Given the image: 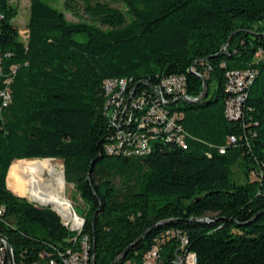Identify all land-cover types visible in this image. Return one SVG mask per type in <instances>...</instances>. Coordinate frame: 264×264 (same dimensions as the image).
I'll list each match as a JSON object with an SVG mask.
<instances>
[{
    "label": "trees",
    "instance_id": "trees-1",
    "mask_svg": "<svg viewBox=\"0 0 264 264\" xmlns=\"http://www.w3.org/2000/svg\"><path fill=\"white\" fill-rule=\"evenodd\" d=\"M64 9L78 21L31 0L22 39L18 9L0 0V233L15 264H64L85 239L95 264L129 247L115 264H144L154 248L156 264L190 252L198 264H264V0H65ZM233 71L254 73L237 119L227 114ZM169 76L186 81L163 105L181 116L183 142L139 127ZM114 79L128 81L119 105L105 89ZM139 96L141 109L129 104ZM140 134L150 149L130 154ZM54 159L82 201L80 232L18 196Z\"/></svg>",
    "mask_w": 264,
    "mask_h": 264
},
{
    "label": "built area",
    "instance_id": "built-area-1",
    "mask_svg": "<svg viewBox=\"0 0 264 264\" xmlns=\"http://www.w3.org/2000/svg\"><path fill=\"white\" fill-rule=\"evenodd\" d=\"M229 90L234 94L228 102L227 114L232 119H237L242 116L243 113V92L246 87L252 84L254 79V73L251 71H233L229 73ZM186 81L183 76H169L165 77L161 84L154 88L157 95V102L148 106L147 113L144 118L139 120V127L156 130L157 127H163L167 131H175L179 137L178 140L183 142V135H181L182 125L178 122L181 118L178 114H170L168 110L164 108V104H167L166 94H173L179 96L185 94ZM128 81L126 79H114L105 82V89L107 95H113L109 104L119 105L120 100L124 99V91H126ZM129 104L134 107H143L146 104L145 96H139L135 99H130ZM154 123V124H153ZM126 132V131H125ZM124 131L118 133L119 137L125 135ZM175 133H173L175 135ZM232 141H236L233 137ZM150 149L149 141L142 134L138 135L136 148L132 153L141 155L148 152ZM224 152V149L221 150ZM33 200V199H32ZM36 203L37 201L34 200ZM81 231V230H80ZM79 231V232H80ZM186 242V240H184ZM64 264H92V254L90 245L87 239L82 242V246L78 250H68L66 255L61 254ZM158 259V250L152 249L145 255L144 264H156ZM54 264V261H51ZM0 264H9L8 252L5 242L0 239ZM175 264H198V256L195 253H186L182 257L175 261Z\"/></svg>",
    "mask_w": 264,
    "mask_h": 264
},
{
    "label": "bare ground",
    "instance_id": "bare-ground-1",
    "mask_svg": "<svg viewBox=\"0 0 264 264\" xmlns=\"http://www.w3.org/2000/svg\"><path fill=\"white\" fill-rule=\"evenodd\" d=\"M66 185L64 171L61 168H56L50 176L36 178L29 185V193L33 200L58 210L64 218L69 220L72 227L77 229L81 226L82 219L79 218L71 200L65 194Z\"/></svg>",
    "mask_w": 264,
    "mask_h": 264
},
{
    "label": "rangeland",
    "instance_id": "rangeland-1",
    "mask_svg": "<svg viewBox=\"0 0 264 264\" xmlns=\"http://www.w3.org/2000/svg\"><path fill=\"white\" fill-rule=\"evenodd\" d=\"M10 1L18 9V15L14 19L13 23L18 27V29H19V31L21 33L22 39H26L27 34H28V22H29V17H30L31 0H10ZM46 1L52 3L55 7L59 8L60 10H63L66 13V16H67L68 20L73 21V22L78 21V19L75 16H73L69 11L64 9V1L65 0H46ZM115 6L122 7L121 4H115ZM42 166H43V172L38 177H41V176H45V177L47 176L48 177V176L51 175L52 171L54 169H56V168H61L63 170V163H62L61 160H58V159H54V161L43 160L42 161ZM251 177L252 178H256L257 177L256 170L253 169ZM26 183H27V179H26ZM65 194L71 200L74 210H75V207H76L77 203L78 204H82L80 196L75 193V189H74L73 185H71V184H67L66 185ZM16 195H18V194H16ZM26 195L27 196H21V195H18V196L25 197V198H27L30 201L32 200V197H31V195L29 193L28 184H26ZM33 203L37 204L38 206H43L40 203H36V202H33ZM44 207H47V206H44ZM56 211L59 212L58 210H56ZM75 212H76V210H75ZM59 214H60V212H59ZM212 215L213 214H208L209 217L212 216ZM78 216L83 221V218L80 215H78ZM60 217L62 218V221H63V223L65 225L69 226L70 229L73 228L72 224L69 222V220L67 218H64L61 214H60ZM82 224H83V222L81 223V226L79 228H77V229L73 228L74 231L82 230Z\"/></svg>",
    "mask_w": 264,
    "mask_h": 264
},
{
    "label": "water",
    "instance_id": "water-1",
    "mask_svg": "<svg viewBox=\"0 0 264 264\" xmlns=\"http://www.w3.org/2000/svg\"><path fill=\"white\" fill-rule=\"evenodd\" d=\"M203 81H204V91H203V94L199 97V99H202L206 96L207 94V80L206 78H203ZM65 177V176H64ZM32 202H35L34 200H31ZM39 203V202H37ZM43 206H48V205H43ZM51 208L56 211L52 206ZM57 212V211H56ZM59 214V212H57ZM60 215V214H59ZM204 220H208V219H204ZM83 224H82V227L84 225V219H83ZM72 230H74L73 228H71ZM0 239H2L5 244H6V247H7V252H8V260H9V264H15V254H14V249L9 241V239L7 238V236L3 235L0 233ZM130 248V247H129ZM129 248H127L119 257H117V259L112 263V264H115V262H117L119 260V258H121L128 250ZM93 253L95 254V248L93 250ZM93 254V260H92V264H95V255Z\"/></svg>",
    "mask_w": 264,
    "mask_h": 264
}]
</instances>
